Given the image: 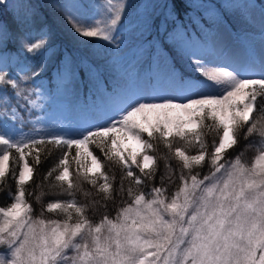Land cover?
I'll use <instances>...</instances> for the list:
<instances>
[{
	"label": "snow or ice",
	"instance_id": "obj_1",
	"mask_svg": "<svg viewBox=\"0 0 264 264\" xmlns=\"http://www.w3.org/2000/svg\"><path fill=\"white\" fill-rule=\"evenodd\" d=\"M95 6L84 20L49 3L65 9L74 36L118 50L124 0ZM6 29L0 22V37ZM49 39L42 30L23 50L51 59ZM195 47L204 54H186L202 79L173 70L174 96L124 95L114 115L74 131L42 129L33 115L42 90L30 82L45 60L15 76L0 67V193L9 200L0 204V264H264V54L258 68L249 60L233 70L204 58L222 54L210 37ZM241 137L249 143L230 156ZM53 149L58 157L41 172ZM53 191L66 198L45 201Z\"/></svg>",
	"mask_w": 264,
	"mask_h": 264
},
{
	"label": "trees",
	"instance_id": "obj_2",
	"mask_svg": "<svg viewBox=\"0 0 264 264\" xmlns=\"http://www.w3.org/2000/svg\"><path fill=\"white\" fill-rule=\"evenodd\" d=\"M30 2L33 5L31 10L27 7L29 0H7L6 10L0 11V22L7 26L3 37H0V67H5L10 75L15 76L23 65L35 69L42 60L47 62L42 75L30 82L42 90L38 103L43 104V108L33 115L45 116L49 112L53 114L73 108L85 110L78 115V122L83 123L87 119L100 123L115 114L118 101L110 103L109 95L120 98L139 83L147 88L165 84L173 92L170 78L173 70L185 77L202 79L192 71L186 53L195 51L197 55H203L204 49L197 50L195 46L203 45L209 37L226 60L235 58L242 65L254 60L258 68L264 51L260 44L264 38V0H124L126 11L122 14L118 32L114 33L119 38L118 50L106 41L84 42L86 38H77L61 18L65 9L49 7V3L69 5L67 11L80 19L91 20L100 12L95 5L104 0ZM174 3L178 5L175 9ZM42 30L50 31L49 46L54 45L58 50L51 59L42 54L32 56L22 47L25 41L38 39ZM212 57L219 55L204 56L210 64H218L219 60ZM5 88L11 96L12 90ZM24 131H28L27 125ZM257 139L253 135L249 141ZM208 140L210 143V135ZM249 141L241 137L229 155L240 153ZM93 148L102 158L99 149ZM253 154L250 149L245 158ZM58 155V151L53 149L51 156L40 166V171H47ZM171 163L175 166L174 158ZM163 166L164 161L160 160L161 171ZM12 190L15 191L14 185ZM169 190L174 189L170 187ZM64 198L53 191L44 200ZM77 198L84 202L79 193ZM6 202H9L7 193H0V204ZM36 207L38 209L39 206ZM112 212L114 214V210ZM98 218V215L93 216V219Z\"/></svg>",
	"mask_w": 264,
	"mask_h": 264
},
{
	"label": "rangeland",
	"instance_id": "obj_3",
	"mask_svg": "<svg viewBox=\"0 0 264 264\" xmlns=\"http://www.w3.org/2000/svg\"><path fill=\"white\" fill-rule=\"evenodd\" d=\"M262 47L264 48V38L260 42ZM219 49V48H218ZM264 54V51H262ZM213 60H219L218 66L230 68L233 70H239L241 68V61L232 59H225V57L221 54L219 57H212ZM171 88L165 84L154 85L152 88H147L143 84H138L137 86L130 89V92L127 95H140L146 97H165V96H174V92H170ZM170 92V93H169ZM169 93V94H167ZM120 98L109 95L108 101L110 103L118 101ZM85 110L81 109H73L69 108L65 111L61 110L59 112H54L51 114L50 112L47 115H40L42 117V123L38 125L42 129H52L57 132L60 131H74L78 130L82 122H78V115H82Z\"/></svg>",
	"mask_w": 264,
	"mask_h": 264
}]
</instances>
